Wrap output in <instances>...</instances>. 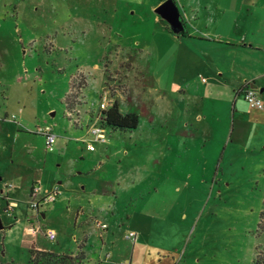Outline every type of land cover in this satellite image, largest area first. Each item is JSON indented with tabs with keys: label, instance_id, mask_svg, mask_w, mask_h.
I'll use <instances>...</instances> for the list:
<instances>
[{
	"label": "rangeland",
	"instance_id": "1",
	"mask_svg": "<svg viewBox=\"0 0 264 264\" xmlns=\"http://www.w3.org/2000/svg\"><path fill=\"white\" fill-rule=\"evenodd\" d=\"M155 1L0 0V175L23 195L15 212L0 208V264H30L33 244L49 251L66 242L76 251L65 210L77 203L86 210L82 218L94 208L92 217L112 232L102 253L115 254L101 264H264V118L231 135L232 110L237 116L241 107L247 120L252 115L240 99L232 107L228 90L203 107L193 97L181 101L177 91L168 95L174 69L165 60L174 50L158 45L160 36L146 20ZM175 1L179 8L183 1ZM210 1L221 19L207 35L213 44L208 63L237 81L264 73V0L241 7ZM167 11L176 16V9ZM173 23L168 29L181 21ZM147 41L155 42L149 51L142 48ZM184 69L182 77L194 72ZM201 78L185 84L187 94ZM120 83V107L138 114V126L105 128V142H92L88 127ZM254 85L259 91L264 78ZM159 93L169 97L164 109ZM258 96L264 102V94ZM84 109L94 114L76 129L89 116ZM192 110H204L199 121ZM4 114L16 120L2 122ZM45 125L55 135L52 151L35 133ZM57 182L61 193L39 207L46 213L39 224L25 187L52 189ZM37 225L55 230L57 240L48 241L42 230L33 238L27 229ZM129 231L133 239L126 238ZM93 242L87 253L101 246Z\"/></svg>",
	"mask_w": 264,
	"mask_h": 264
},
{
	"label": "crops",
	"instance_id": "2",
	"mask_svg": "<svg viewBox=\"0 0 264 264\" xmlns=\"http://www.w3.org/2000/svg\"><path fill=\"white\" fill-rule=\"evenodd\" d=\"M165 1L167 0H156L155 2H153L150 5V15H148L146 20L151 22V25L154 27L155 34L160 36V37L158 36L159 37L158 45L160 47L163 44L164 46L169 45L174 50L173 55L165 60L167 65H172V70L174 69V73H175V75L173 73L174 76L173 75L171 76L170 82L167 84L168 95H175V92L177 91L181 101L183 100V98L193 97L196 100H200L203 107L204 102L208 97L213 98L212 96L216 94H218L219 97L221 93H225V91L228 90L229 93L232 94L231 96L229 95L232 98V103H233L232 107L235 108L237 106L238 99L242 100L243 103H246L242 95L244 88H250L256 91L258 94H264V86H261L259 91H257L256 86L254 85L257 82V80L260 81L262 78H264V73H262L260 70H258L253 77H250V80L249 79L246 80L243 77L240 81H237L236 76H233V78L230 79L229 77L224 76V71H222L221 68L217 67L216 65L213 67L208 63L207 61L208 56L210 60L212 59L211 55L208 54V50L211 51L213 49V46H211L213 44L212 42H208L210 40H208L209 38H207V35H210L211 32L215 31V29H213V26L215 28H218V24H219L218 18L221 19V17H217L218 14L211 11L212 2L210 0H181L183 2H181L182 5L179 7L180 9L178 8L176 1L172 0L173 6L177 10L176 16L167 10L166 11L162 10L160 13L157 12L159 6L163 4ZM177 1L180 2V0ZM232 2L234 7L235 4H239V6L241 7L243 4L255 5L259 2V0H232ZM184 6L188 8V11L184 9ZM203 9L204 11H202ZM175 18H178L181 21V23L178 26H176L177 29L175 32L177 33H174L172 35L171 33L173 32V30L172 29L170 30L168 28L172 26V22L173 20H175ZM154 43L155 42H149V41L143 43L142 44L143 50L149 51L150 49H153ZM198 50L202 52V54L199 53ZM184 68L186 69L193 68L192 70L194 72L190 74L187 73L186 75H188V78H186L185 76L182 77V74L185 70ZM229 72L233 74V71L230 70ZM197 75L202 76V78L198 83L196 82V86L192 87L191 85L193 89V95H189L187 94L189 86L186 87L185 84L188 82L189 84H191L192 81L190 82V80L191 79L193 80ZM86 85H87V81H86ZM120 85H122L123 87L121 89L114 90V93L111 95L112 99L106 105V109L110 107V105L113 102H116L118 104L119 111L121 113H135L138 116V114L135 111L128 110L127 109L128 107L126 105H124V109H121L120 106L122 104L121 101L122 99L120 97V93L122 95H125V90H124L125 87L124 84L120 83ZM159 94H162V96L164 97L162 96L158 97V99L163 102V103H159L158 107L159 109H164L165 100L166 99L169 100V97H167L165 93H159ZM83 97L84 95L81 92L80 103L83 101ZM163 98L165 100H163ZM239 109L242 110L241 107ZM84 110H88L89 116L86 115L85 118H83L82 121L83 125H81L80 123L75 124L74 127L76 129L83 130L84 127H87L86 123H88L92 119L91 116H93L94 114V111H92L93 109L90 110L84 109ZM240 110L238 111L239 113L237 116H236L237 111L235 109L232 110V115H231L232 124L230 129L231 135L234 132L240 135L244 134L246 131V126H249L250 122L254 121L257 124L258 119L264 118V109L256 110L249 108L250 114L252 115V118H250L249 120L246 119L245 115L242 112H240ZM158 111L159 112L163 111L164 114H166L167 110H158ZM203 111L204 110L191 111L195 121L196 119H198L199 121L198 113ZM148 113L150 114V119L153 120L152 111L149 110ZM10 117L4 114L1 121L2 122L6 121L7 123H10L16 120V118L14 120H10L9 119ZM188 123L190 124V122H186V125H188ZM3 125L4 124H0V130L2 129ZM206 129L213 131L207 126L204 127L203 130ZM3 176L4 175H0V182L3 180L4 178ZM60 184H61L60 182H57V185H55V187H52V189H45L43 188V186H40V194L42 195L46 192L53 191L56 189L57 197H58V195H60L61 193V187H59ZM30 188L31 186L28 187V185H26L25 197L27 195V192L30 191ZM20 190H22L21 187L19 186L14 187L11 183L4 182V180L2 183H0V208L3 210V212L9 214V212L16 211V209L19 206V202L23 200V195L21 194ZM83 190L84 187L80 189V191L82 192ZM57 197L55 201L57 200ZM68 198L61 197L59 199V202H63V200L64 201L68 200ZM70 200L72 202V199ZM73 201H74V197H73ZM75 206L76 207L73 208L71 204L70 205L68 204L65 213L66 216H68L66 217V223L73 221L72 227L74 228L75 231H72L71 234H73L72 239L75 238L77 250L72 251V249H70L68 245H66V242H64V244L59 249H50L49 251L54 253L70 252L73 255L78 252H81L85 258L84 264L104 263V259L106 257L112 258L113 254H115L113 251L110 252L107 251L103 257V253H102L104 250V245H106L108 241V233L112 235V232H108L109 227L105 222L99 221L106 224V229H99L95 226V221L98 220L95 219V217H92L91 215L94 212V208H92L91 211H87L89 212L88 217L84 219L82 217H84L85 214H87L85 208L80 206L79 203H77V205ZM44 219H46L45 211L38 212V214L36 215V221L39 224H41L44 222L43 221ZM17 222H19V219H15L12 222L13 224H10L7 229H11L12 226ZM130 232L132 231H129L128 233ZM132 233L134 234V232ZM135 235L136 234H134V236ZM36 237L37 234L33 236V238ZM93 241L96 242L99 241L101 246L98 247V250L96 252L92 251L90 253H87L88 252L87 248L91 247V245H93L94 248L97 246ZM138 245H140L139 240L135 242V246L137 247ZM33 249L48 251L35 244H33ZM134 252L135 250H133L131 253V259L133 258Z\"/></svg>",
	"mask_w": 264,
	"mask_h": 264
},
{
	"label": "built area",
	"instance_id": "3",
	"mask_svg": "<svg viewBox=\"0 0 264 264\" xmlns=\"http://www.w3.org/2000/svg\"><path fill=\"white\" fill-rule=\"evenodd\" d=\"M243 99L251 109L261 110L264 109V102L259 98L258 93L250 88L243 89ZM105 97L103 98V100ZM107 105V104H106ZM104 102L99 104V112L93 118V123L88 128V134L92 137V142L99 141L101 143L105 142L104 129L100 126L99 122L101 119V112L106 109ZM10 120H14L15 117L11 116ZM35 133L40 134L44 137V146L47 151H52V146L55 141V135L52 133V127L49 125L37 127ZM86 148L88 151L93 150V146L90 142H87ZM57 197V190L49 191L44 194H40V186L38 184H33L30 188L27 206L28 208L35 211V214H38V209L42 205H47L55 201ZM95 226L99 229H106V224L95 221ZM43 232L46 239L50 242H53L56 238V233L51 228L41 229L40 225L28 227L27 232L31 235L37 234L38 231ZM127 239H133L134 234L132 232L126 235Z\"/></svg>",
	"mask_w": 264,
	"mask_h": 264
},
{
	"label": "trees",
	"instance_id": "4",
	"mask_svg": "<svg viewBox=\"0 0 264 264\" xmlns=\"http://www.w3.org/2000/svg\"><path fill=\"white\" fill-rule=\"evenodd\" d=\"M69 98H66V107ZM139 120L135 113H121L118 104L113 102L110 107L101 112L100 126L103 129L131 131L138 126ZM30 264H84V256L81 252L72 254L70 252L54 253L45 250L31 249Z\"/></svg>",
	"mask_w": 264,
	"mask_h": 264
},
{
	"label": "water",
	"instance_id": "5",
	"mask_svg": "<svg viewBox=\"0 0 264 264\" xmlns=\"http://www.w3.org/2000/svg\"><path fill=\"white\" fill-rule=\"evenodd\" d=\"M171 8L175 9V7L173 6V2H172V0H167V1H165L163 4H161L159 6L157 12L160 13L162 10L166 11V10L171 9ZM174 22H175V20H174ZM173 25H174V23L172 22V26ZM176 29H177L176 26H174L173 29H172L174 33H177V32H175ZM0 228H1V221H0Z\"/></svg>",
	"mask_w": 264,
	"mask_h": 264
}]
</instances>
